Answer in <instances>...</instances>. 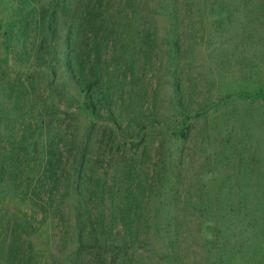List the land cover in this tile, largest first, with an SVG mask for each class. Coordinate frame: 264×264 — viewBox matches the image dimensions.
<instances>
[{"label":"rangeland","instance_id":"obj_1","mask_svg":"<svg viewBox=\"0 0 264 264\" xmlns=\"http://www.w3.org/2000/svg\"><path fill=\"white\" fill-rule=\"evenodd\" d=\"M0 264H264V0H0Z\"/></svg>","mask_w":264,"mask_h":264}]
</instances>
